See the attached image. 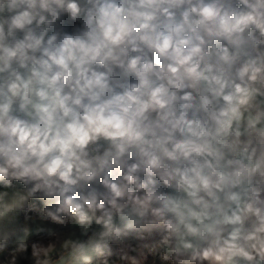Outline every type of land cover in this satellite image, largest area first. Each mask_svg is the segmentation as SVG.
<instances>
[{
  "label": "clouds",
  "instance_id": "9594fccd",
  "mask_svg": "<svg viewBox=\"0 0 264 264\" xmlns=\"http://www.w3.org/2000/svg\"><path fill=\"white\" fill-rule=\"evenodd\" d=\"M0 264H264V0H0Z\"/></svg>",
  "mask_w": 264,
  "mask_h": 264
}]
</instances>
